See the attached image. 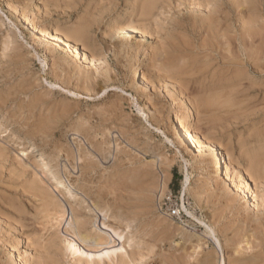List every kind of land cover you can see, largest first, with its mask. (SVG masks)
<instances>
[{
  "label": "rangeland",
  "instance_id": "374dc122",
  "mask_svg": "<svg viewBox=\"0 0 264 264\" xmlns=\"http://www.w3.org/2000/svg\"><path fill=\"white\" fill-rule=\"evenodd\" d=\"M36 1L0 0V152L3 153L0 154V264H8L10 245H14L18 252L17 264H37L38 259L40 264H77L64 250L60 241L62 235L48 244L49 232H43L45 247L43 254H39L26 240L37 236L30 235L31 228H22L23 224H32V219H40L41 193L47 197V192L55 188L51 175L57 171L75 187L72 195L64 192L62 186L58 187L61 194L55 193L62 203L66 207L71 206L75 216L78 219L83 216L86 223L93 219L94 206L104 210L108 206L105 223L111 228L116 227L130 245L124 242V238H115V245L110 246L119 249L124 245V250H117L111 258L104 257L103 262L95 259L98 264H218V258L224 259L225 264H264V148H260V144L264 147V0H241L242 3L240 0H217L223 7V11L221 6L220 10L225 20L218 26L220 30L215 39L193 31L191 24L198 26L199 18L189 10L193 7L182 5V0H161L145 22L146 27L137 26L135 22L140 17L142 5L148 0ZM201 10L204 11L203 19L206 9ZM21 12H25L33 24H39L40 29L69 38L79 48L80 60L74 62V56L60 46L52 47V44L36 40V34L20 20ZM186 16L187 20H184ZM187 24L191 27L186 28ZM114 26L130 32L133 30V35L118 34ZM211 47L216 51L212 52ZM55 57L61 61L57 63ZM138 64L142 69L141 77L148 83L144 90L143 86L140 89L137 88L139 85L136 86L140 82L134 72ZM82 76L89 78L88 83L81 81ZM132 82L135 85L131 87ZM66 90L74 92V95L66 93ZM185 102L189 109H185ZM184 109L189 110L186 111L188 122L198 137L214 144L219 153L227 155L225 159L232 162L231 167L241 169L242 176L249 183L248 189L256 197L254 205L247 206L245 200L224 183V178L214 176L212 181L216 182L206 183L207 179L198 176L199 162L192 157L191 151L187 154L182 149L176 130L175 117L181 111L184 113ZM33 143L53 156L50 155L52 166H47L46 159L40 161V154L38 157V153H29L28 147ZM18 150H25L29 156L21 155ZM33 159L44 168H32L31 165L34 167L36 164ZM162 168L169 174V182L160 196L158 186ZM186 178L189 179L187 182ZM51 185L53 187L49 188ZM196 187L200 196L193 193ZM184 188L185 193L182 194ZM80 193L82 200H74V194L80 196ZM133 207L136 209L131 210ZM197 220L215 230L221 249L209 240H202L204 245L196 249L195 238L188 243L182 239L179 227L198 236L204 235L205 228ZM167 224L169 226L165 229ZM17 228L19 231L15 230ZM89 228L87 224L85 229ZM33 229L39 231L41 228L34 225ZM25 232L27 236L23 235ZM122 240L124 243H120ZM103 248L102 252H105L108 246Z\"/></svg>",
  "mask_w": 264,
  "mask_h": 264
},
{
  "label": "bare ground",
  "instance_id": "6f19581e",
  "mask_svg": "<svg viewBox=\"0 0 264 264\" xmlns=\"http://www.w3.org/2000/svg\"><path fill=\"white\" fill-rule=\"evenodd\" d=\"M31 2H34V1H36V0H30ZM138 1H140V0H138ZM160 1L161 0H148L147 1V3L145 4V5H142V7H141V14H140V17L138 18V20L135 22V24L137 25V26H140V27H146V21L148 20V18L151 16V14L153 13V11L156 9V7H157V4H159L160 3ZM169 1V0H168ZM175 2H176V0H174ZM177 1H179L180 2V0H177ZM183 1V3H182V5L184 4V6L185 5H189V6H191V7H193L192 9H189L188 7V9L195 15V16H197V18H199L198 20H199V25L198 26H196L195 24H191V25H193V31H195L196 33H198V34H201V35H203V37H204V35L207 37V38H211V39H215V36H217V33L219 32V30H218V26L220 25V23L222 22V20L224 19L223 18V15H222V11H223V7H222V11L220 10V6H219V2H217V0L216 1H212V0H182ZM221 1V0H220ZM225 1V0H224ZM233 1V0H232ZM234 1H236L237 2V0H234ZM259 1V0H258ZM37 2V1H36ZM132 2V1H131ZM243 2V1H242ZM241 2V0L239 1V3H242ZM143 3V2H142ZM222 3V2H221ZM232 3V2H231ZM245 3V2H244ZM132 4H134V3H132ZM172 4V3H171ZM178 4V3H177ZM223 4V3H222ZM226 5H227V3H225ZM225 4H223V5H225ZM233 4H234V2H233ZM229 5V4H228ZM248 5H250V6H252V5H254L253 3H252V5L251 4H248ZM259 5V4H258ZM257 5V7H260V6H258ZM28 6H29V4H28ZM34 6V5H33ZM165 6H167L166 4H165ZM173 6V5H172ZM181 6V5H180ZM209 6H211V10H208V7ZM243 6V5H242ZM247 6V5H246ZM174 7V6H173ZM177 7H178V5H177ZM225 7V6H224ZM227 7H229V6H227ZM231 7V6H230ZM253 7V6H252ZM263 7H264V5H263ZM12 8V7H11ZM167 8V7H166ZM171 8V7H170ZM226 8V7H225ZM163 9V8H162ZM178 9V8H177ZM183 9H184V7H183ZM188 9H186L187 11H188ZM201 9H206L205 10V17L203 18V19H201L202 18V16H203V14H204V11L203 10H201ZM229 9V8H228ZM248 9V8H247ZM26 10V8L24 9V11ZM174 10V9H173ZM227 10V9H226ZM246 10V9H245ZM251 10V9H250ZM34 11V10H33ZM140 11V10H139ZM138 11V12H139ZM231 11V10H230ZM229 10L227 11V12H230ZM134 12V11H133ZM161 12V11H160ZM179 12H181L180 10H179ZM242 12V11H241ZM164 13V12H163ZM172 13V12H171ZM176 13V12H175ZM183 13V12H182ZM225 13V12H224ZM246 13V12H245ZM251 13V12H250ZM253 13V12H252ZM255 13V12H254ZM253 13V14H254ZM258 13V12H257ZM262 13V12H261ZM227 14V13H226ZM237 14H239V13H237ZM247 15H248V13H247ZM246 15V16H247ZM259 15V14H258ZM258 15H256V13H255V16H258ZM20 16H21V18H20V20L22 19V22H23V24L27 27V28H29L34 34H36L35 36H36V40L38 39L39 41H41V42H43L44 44H46V45H51L52 44V47H62L64 50H66V53L68 52V53H71L72 54V56H74V62H75V60L76 59H79V48H77L76 47V45L69 39V38H67V37H65V36H63V35H60L59 33H57L56 32V34H50V32H48V31H45V30H42V29H40L38 26H39V24L37 25V24H33L32 23V21H30V19L28 20V18H26V13L25 12H21V14H20ZM237 16V15H236ZM241 16H242V14H241ZM251 16H253L254 17V15H251ZM179 17V16H178ZM232 17V16H231ZM239 17H240V14H239ZM244 17V16H243ZM31 18V17H30ZM132 18V17H131ZM236 18V17H235ZM237 18H238V16H237ZM133 19H135V18H133ZM150 19H152V17L150 18ZM179 19V18H178ZM192 19V18H191ZM228 19V18H227ZM230 19V18H229ZM34 20V19H33ZM154 20V19H153ZM184 20H187V16H186V19H184ZM225 20V19H224ZM232 20V19H231ZM251 20V19H250ZM254 20H255V18H254ZM8 21V20H7ZM178 21V20H177ZM188 21H190V20H188ZM197 21V19L195 20V22ZM235 21V20H234ZM233 21V22H234ZM37 22V21H36ZM187 22V21H186ZM193 22V21H192ZM236 22V21H235ZM253 22V21H252ZM182 23H183V21H182ZM181 23V24H182ZM185 23V22H184ZM198 23V22H197ZM196 23V24H197ZM227 23H228V21H227ZM232 24V23H231ZM246 24V23H245ZM82 25V24H81ZM131 25V24H130ZM129 25V26H130ZM152 25V24H151ZM180 25V24H179ZM190 24H187V25H185L186 26V28H187V26H189ZM191 25H190V27H191ZM224 25H226V23L224 24ZM228 25V24H227ZM235 25V24H234ZM56 26H59V24L58 25H54V27L53 28H55ZM128 26V25H127ZM149 26H150V24H149ZM223 26V25H222ZM237 26V25H236ZM115 27V26H114ZM117 27V26H116ZM115 27V30H116V32L118 33V34H124V35H133V30H132V32H130L129 30H127V29H123V28H116ZM123 27H124V25H123ZM136 27V26H135ZM179 27V26H178ZM225 27V26H224ZM228 27H229V25H228ZM16 28V27H15ZM81 27H79V29H80ZM137 28V27H136ZM174 28H176V27H174ZM231 28V27H230ZM129 29V28H128ZM179 29V28H178ZM178 29H176V30H178ZM189 29V28H188ZM192 29V28H191ZM232 29V28H231ZM249 29V28H248ZM251 29V28H250ZM249 29V31H251ZM49 30V29H48ZM182 30V29H181ZM234 30V29H233ZM30 31V32H31ZM53 31V30H52ZM51 31V32H52ZM74 31V30H73ZM226 31V30H225ZM74 32H76V31H74ZM80 32V31H79ZM116 32H115V34H116ZM136 32V31H135ZM140 32V31H139ZM173 32H175V30L173 31ZM177 32V31H176ZM186 32V31H185ZM191 32V31H190ZM230 32H233V31H230ZM242 32V31H241ZM247 31H245V33H246ZM114 33V32H113ZM146 33V32H145ZM144 33V34H145ZM148 33V32H147ZM184 33V32H183ZM182 33V34H183ZM195 33V34H196ZM234 33H236V32H234ZM238 33V32H237ZM244 33V34H245ZM84 34H85V32H84ZM186 34H187V32H186ZM229 34V33H228ZM264 34V33H263ZM81 35V34H80ZM225 35V34H224ZM248 35H249V33H248ZM258 35V34H257ZM79 36V35H78ZM119 36V35H118ZM122 36V35H121ZM144 36V35H143ZM188 36H189V34H188ZM192 36H194V35H192ZM234 36H236V35H234ZM238 36V35H237ZM250 36V35H249ZM9 37V36H8ZM80 37V36H79ZM79 37L77 38L78 39V41H79ZM219 37V36H218ZM241 37V36H240ZM35 38V37H34ZM144 38V37H143ZM187 38V37H186ZM189 38V37H188ZM187 38V39H188ZM198 38H200L199 36H198ZM217 38V37H216ZM243 38V37H242ZM259 38V37H258ZM189 40V39H188ZM187 40V41H188ZM251 40H253V39H251ZM251 40H249V41H251ZM261 40V39H260ZM193 41V40H192ZM201 41V40H200ZM263 41V40H262ZM173 42V41H172ZM216 42V41H215ZM264 42V41H263ZM83 43H85V42H83ZM232 43V42H231ZM236 43H237V41H236ZM252 43V42H251ZM250 43V44H251ZM190 44V43H189ZM193 44V43H192ZM202 44V43H201ZM261 44H263V43H261ZM191 45V44H190ZM189 45V46H190ZM238 46H239V44H237ZM237 45H236V47H237ZM5 46V45H4ZM194 46V45H193ZM212 46V45H211ZM218 46V45H217ZM244 46V45H243ZM253 46V45H252ZM258 46V45H257ZM262 46H264V45H262ZM183 47V46H182ZM182 47H180V48H182ZM206 47V46H205ZM208 47V46H207ZM249 47V46H248ZM6 48V47H5ZM194 48V47H193ZM242 48V47H241ZM241 48H238V49H241ZM58 49V48H57ZM63 49H62V51H63ZM83 49V48H82ZM88 49V48H87ZM86 49V50H87ZM91 49H93V47L91 48ZM258 49V48H257ZM90 50V49H89ZM183 50H184V48H183ZM199 50V49H198ZM206 50V49H205ZM210 50L213 52V51H216V49H214L213 47H211L210 48ZM237 50V49H236ZM249 50V49H248ZM247 50V51H248ZM260 50H262V49H260ZM54 51V50H53ZM52 51V52H53ZM59 51V50H58ZM187 51V50H186ZM185 51V52H186ZM196 51V50H195ZM206 51H208V50H206ZM219 51V50H218ZM263 51V50H262ZM55 52V51H54ZM84 52V51H83ZM179 52V51H178ZM238 52V51H237ZM251 52V51H250ZM254 52H255V50H254ZM87 53V52H86ZM163 53V52H162ZM182 53H184V52H182ZM182 53H180L181 55H182ZM187 53H191V52H187ZM186 53V54H187ZM193 53V52H192ZM191 53V54H192ZM219 53V52H218ZM239 53H240V50H239ZM248 53V52H247ZM170 54V53H169ZM210 54V53H209ZM226 54V53H225ZM167 55V54H166ZM185 55V54H184ZM241 55V54H240ZM86 56V55H85ZM219 56V55H218ZM239 56V55H238ZM250 56V55H249ZM214 57V56H213ZM235 57V56H234ZM57 57H55V59H56ZM61 58H63V57H61ZM220 58V57H219ZM255 58V57H254ZM12 59H14V57L12 58ZM97 59V58H96ZM199 59V58H198ZM227 59V58H226ZM239 59V58H238ZM251 59V58H250ZM56 60H58V62L57 63H59L60 61H61V59H60V61H59V59L57 58ZM80 60V59H79ZM92 60V59H91ZM212 60V59H211ZM20 61V60H19ZM90 61V60H89ZM88 61V62H89ZM93 61V60H92ZM97 60H94L93 62H96ZM207 61V60H206ZM55 62V61H54ZM86 62H87V60H86ZM75 64V63H74ZM202 63H200V66H203V65H201ZM206 64V63H205ZM253 64V63H252ZM193 65H194V63H193ZM141 65L140 64H138V66L136 67V69H135V71L134 70H132V72L134 71L135 72V75L138 77V78H140V82H139V84H136V86L137 85H139V87H137L138 89H140V86H143V90L144 89H147V88H144V86H148L147 84L148 83H146L145 81H144V79L141 77V71H142V69H141V67H140ZM195 66V65H194ZM195 67H197V65L195 66ZM227 67V66H226ZM230 67V66H229ZM238 67V66H237ZM133 68H135V66L133 67ZM99 69V68H98ZM232 71V70H231ZM64 72V71H63ZM69 72V71H68ZM196 72V71H195ZM67 73V72H66ZM69 74V73H68ZM73 74V73H72ZM71 74V75H72ZM84 74V73H83ZM213 74V73H212ZM230 74V73H229ZM80 75V74H79ZM90 75V74H89ZM92 75H94V74H92ZM107 75V74H106ZM109 75V74H108ZM56 76V75H55ZM76 76H78V75H76ZM95 76V75H94ZM102 76V75H101ZM105 76V75H104ZM104 76H102V78L104 77ZM134 76V75H133ZM58 77V76H57ZM66 77V76H65ZM81 77V76H80ZM83 77V76H82ZM97 77V76H96ZM106 77H108V76H106ZM74 78H76V77H74ZM95 78V77H94ZM105 78V77H104ZM133 79H134V77H132ZM137 78V79H138ZM234 78V77H233ZM80 79V78H79ZM78 79V80H79ZM97 79H98V77H97ZM108 79H110L109 77H108ZM131 79V78H130ZM129 79V80H130ZM82 80H84L85 82H87L88 83V81H89V78L87 77V76H85V77H83V78H81V81ZM91 80V79H90ZM112 80V79H111ZM132 80V79H131ZM80 81V80H79ZM92 81V80H91ZM90 81V82H91ZM106 81V80H105ZM105 81H103V82H105ZM139 81V80H138ZM229 82V81H228ZM239 82V81H238ZM78 83V82H77ZM80 83V82H79ZM78 83V84H79ZM106 83V82H105ZM134 83H136V81L134 82ZM133 82H132V85H131V87L133 86V84H134ZM150 83V82H149ZM168 83V82H167ZM219 83V82H218ZM235 84V83H234ZM51 85V84H50ZM135 85V84H134ZM135 86V87H136ZM167 86V85H166ZM238 86V85H237ZM80 87V86H79ZM134 87V88H135ZM161 87V86H160ZM172 87V86H171ZM182 87V86H181ZM20 88V87H19ZM142 88V87H141ZM163 88V87H162ZM170 88V87H169ZM174 88H176V87H174ZM95 89V88H94ZM133 89V88H132ZM136 89V88H135ZM105 90V89H104ZM169 91H170V89H168ZM174 90V89H173ZM177 91V90H176ZM175 91V92H176ZM203 91V90H202ZM87 92V91H86ZM170 92H172V91H170ZM174 92V93H175ZM66 93H68V94H71V96L72 95H74V92L72 93V92H70V91H67L66 90ZM177 93V92H176ZM141 95H142V93H141ZM148 95V94H147ZM221 95V94H220ZM178 96V95H177ZM183 97V96H182ZM181 97V98H182ZM186 98V97H185ZM204 98V97H203ZM226 98V97H225ZM147 99V98H146ZM187 99V98H186ZM150 100V99H149ZM203 100V99H202ZM137 101V100H136ZM135 101V102H136ZM151 101V100H150ZM181 101V100H180ZM224 101V100H223ZM6 102V101H5ZM23 102V101H22ZM182 102V101H181ZM184 102V101H183ZM1 103V102H0ZM20 103V102H19ZM18 103V104H19ZM149 103V102H148ZM186 103V102H185ZM198 103V102H197ZM2 104H3V102H2ZM17 104V103H16ZM202 104V103H201ZM217 104V103H216ZM225 104V103H224ZM228 104V103H227ZM137 105V104H136ZM185 105V104H184ZM189 105V104H188ZM233 105V104H232ZM183 106V105H182ZM225 107V106H224ZM18 108V107H17ZM16 108V109H17ZM150 108V107H149ZM184 108V107H183ZM182 108V109H183ZM186 108H188L187 107V103H186V105H185V109ZM63 109V108H62ZM113 109V108H112ZM184 109V110H185ZM189 109V108H188ZM35 110V109H34ZM181 110V109H180ZM108 111V110H107ZM157 111V110H156ZM186 111H189V110H185V112L183 113L182 111V113L180 112V114L178 115V113H177V115H176V117H175V122H176V130H177V133H178V135H180V144L181 145H183V147H182V149L184 148V150L187 152V151H191V153H192V157H196L197 158V160H198V162H199V168H198V176H200L203 180L204 179H207L208 180V182H206V183H213V182H216V181H212V179H213V177L214 176H218V177H221V178H224L223 179V181H224V183H227L228 185H230L231 186V188H232V190L235 192V194L236 195H238V197H241V199H243V200H245V202H246V205L247 206H251V205H254V203H255V201H256V197L255 196H253V191L251 192L249 189H248V182L244 179V177L242 176L243 174L241 173L242 171H240L237 167H236V169H234L233 167H231L232 165L230 164V162H229V160H226L225 159V157L227 156V155H225V154H222V153H219V151L216 149V148H214V144L213 145H211L210 143H208V142H206L204 139H200L199 137H198V134H197V131H193V129H192V127L189 125V122H188V116H187V113H186ZM17 113V112H16ZM190 113V112H189ZM2 114V113H1ZM41 114V113H40ZM55 114V113H54ZM144 113H142V115H143ZM159 114V113H158ZM34 115V114H33ZM42 115V114H41ZM153 115V114H152ZM11 116V115H10ZM28 116V115H27ZM39 116V115H38ZM154 116H155V114H154ZM42 117V116H41ZM46 117L47 116H45V120H46ZM56 117V116H55ZM146 118H147V116H146ZM159 118V117H158ZM155 119V118H154ZM24 120H25V118H24ZM119 120V119H118ZM19 121V120H18ZM43 121V120H42ZM52 121V120H51ZM32 122V121H31ZM106 122V121H105ZM153 122V121H152ZM46 123V122H45ZM122 123V122H121ZM127 123V122H126ZM129 123V122H128ZM41 124V123H40ZM49 124V123H48ZM52 124V123H51ZM51 124H49V125H51ZM97 124V123H96ZM124 124V123H123ZM89 126V125H88ZM193 126V125H192ZM36 128V127H35ZM34 128V129H35ZM7 129V128H6ZM106 129H108V128H106ZM105 129V130H106ZM158 131H160V129L159 128H156ZM3 130H5V129H3ZM253 130V129H252ZM8 131V130H7ZM3 132V131H2ZM9 132V131H8ZM106 132H107V130H106ZM108 132H109V130H108ZM10 133V132H9ZM46 133V132H45ZM104 133V132H103ZM123 133V132H122ZM176 133V134H177ZM198 133H199V131H198ZM4 134V133H3ZM83 134V133H82ZM97 134V133H96ZM200 134V133H199ZM254 134V133H253ZM263 134V133H262ZM7 135V134H6ZM6 135H5V137H6ZM44 136V135H43ZM91 136H93V135H91ZM110 136V135H109ZM108 136V137H109ZM264 136V135H263ZM179 137V136H178ZM258 137V136H257ZM35 138V137H34ZM102 138V137H101ZM113 138V137H112ZM203 138V137H202ZM260 138V137H259ZM263 138V137H262ZM179 139V138H178ZM132 140V139H131ZM207 140V139H206ZM258 140H260V139H258ZM1 141V140H0ZM263 141H264V138H263ZM96 142V141H95ZM261 142V141H260ZM18 143V142H17ZM92 143V142H91ZM108 143H111V141L110 142H108ZM119 143V142H118ZM132 143V142H131ZM257 142H255V144H256ZM23 144V143H22ZM36 144V143H35ZM102 144V143H101ZM4 145H6V144H4ZM26 145V144H25ZM31 145V144H30ZM100 145V144H99ZM104 145V144H103ZM7 146V145H6ZM27 146V145H26ZM39 147H40V145H38ZM38 146H36V145H34V143H33V145H31V147H28V148H30V150H29V153H38V157H39V154H40V161L41 160H47V166H52V163H53V160H52V158H51V154H48V152L46 153L45 152V149H44V151L42 150V149H40ZM114 146V145H113ZM116 146V145H115ZM19 147V146H18ZM21 147V146H20ZM24 148H25V146H23ZM78 147V146H77ZM107 147H108V145H107ZM118 146H116V148H117ZM101 148V147H100ZM119 148V147H118ZM137 148V147H136ZM256 148H258V147H256ZM260 148H264V147H261V144H260ZM60 149V148H59ZM96 149V148H95ZM104 148H102V150H103ZM106 149V148H105ZM107 150V149H106ZM105 150V151H106ZM114 150V149H113ZM255 150V149H254ZM260 150V149H259ZM19 151V150H18ZM17 151V152H18ZM101 151V150H100ZM112 151V150H111ZM110 151V152H111ZM116 151V150H115ZM121 151V150H120ZM252 151V150H251ZM20 153H21V155H23V156H29V153L27 152L26 153V151L24 150H21V151H19ZM5 153H6V151H5ZM19 153V154H20ZM107 153V152H106ZM129 153V152H128ZM0 154H3L2 152H0ZM109 154V153H108ZM111 154V153H110ZM109 154V155H110ZM187 154H188V152H187ZM51 155V156H50ZM189 155H190V152H189ZM258 155V154H257ZM263 155V154H262ZM22 156V157H23ZM259 156V155H258ZM20 159H21V157L20 156H18ZM17 157V158H18ZM53 157V156H52ZM180 157L182 158V160H183V162L185 163V165H188L189 163L184 159V157H183V155L182 154H180ZM33 158V157H32ZM108 158V157H107ZM116 158V157H115ZM5 159V158H4ZM54 159V158H53ZM252 159V158H251ZM250 159V160H251ZM2 160V159H1ZM11 160V159H10ZM27 160H31V159H27ZM34 160V159H33ZM45 160V161H46ZM82 160V159H81ZM107 160V159H106ZM163 160V159H162ZM253 160V159H252ZM7 161V160H6ZM20 161V160H19ZM35 161V160H34ZM33 161V162H34ZM70 161V160H69ZM87 161V160H86ZM154 161V166L156 165V162H155V160H153ZM165 161V160H164ZM197 162V163H198ZM253 162V161H252ZM21 163V162H20ZM35 163H36V161H35ZM151 163V162H150ZM162 163V162H161ZM196 163V162H195ZM232 163V162H231ZM255 163V162H254ZM257 163V162H256ZM18 164H19V162H18ZM41 164V163H40ZM45 164H46V162H45ZM16 165V164H15ZM25 165H27L28 166V164L26 163ZM30 165V164H29ZM42 165V164H41ZM95 165V164H94ZM190 165H192V164H190ZM189 165V166H190ZM239 165V164H238ZM21 166V165H20ZM32 166V168H38V169H41V167H43V166H40L39 167V165H38V163H36V164H34V167H33V164L31 165ZM30 166V167H31ZM18 167V166H17ZM25 167V166H24ZM53 167H54V165H53ZM151 167V166H150ZM240 167V166H239ZM254 167V166H253ZM255 167H257V166H255ZM262 167V166H261ZM44 168V167H43ZM46 168V167H45ZM137 168V167H136ZM161 168V167H160ZM159 168V169H160ZM252 168V167H251ZM20 169V168H19ZM48 169V168H47ZM154 169H156V168H154ZM258 169V168H257ZM261 169V168H260ZM42 170V169H41ZM45 170V169H44ZM52 169L50 168V171H51ZM136 170V169H135ZM162 170H163V168H162ZM253 170H255V169H253ZM33 171H34V169H33ZM49 171V172H50ZM56 171H57V169H56ZM43 172V171H42ZM41 172V173H42ZM161 171L159 170V172H158V174L160 173ZM166 172H167V170H166ZM251 172H252V169H251ZM4 173V172H3ZM46 173H48L47 171H46ZM50 173H54L53 171L52 172H50ZM125 173V172H124ZM128 173V172H127ZM36 174V173H35ZM44 174V173H43ZM121 174V173H120ZM123 174V173H122ZM141 174V173H140ZM154 174V173H153ZM157 174V175H158ZM234 174V175H233ZM263 174V173H262ZM262 174H260V175H262ZM37 175H38V172H37ZM40 175V174H39ZM39 175H38V177H39ZM45 175V174H44ZM43 175V176H44ZM49 175V174H48ZM115 175V174H114ZM149 175V174H148ZM152 175V174H151ZM231 175H233V177L231 176ZM145 176V175H144ZM159 176V175H158ZM258 176V175H257ZM263 176V175H262ZM33 177V176H32ZM38 177H36V178H38ZM65 177V176H64ZM63 177V175H61L60 176V174L58 173V171L56 172V173H54V174H52L51 175V178H52V180L54 181V189H52V190H50V192L48 193L47 192V197H44L43 196V194L41 193V201H42V205H41V211H40V219H35V220H33L32 219V224L31 223H29L28 225H25V224H23L22 225V228H31V231H30V235H32V237H34V236H37V238L35 239H32V240H30V239H27L26 237H24V238H26V240L28 241V243H31L32 244V247H34V249L39 253V254H43V248L45 247L44 245L45 244H43V242H45L44 241V239H43V232H49V234H48V236H47V238H48V244H50V242L53 240V238H56L57 239V237H59V235H62V239L60 240L61 241V243H62V245H63V248H64V250L72 257V258H74L73 260H74V262L76 261V263L77 264H82V262H84L85 264H98L97 262H95V259L96 260H99V261H101V262H103V258L104 257H107V258H111V256L113 255H115L116 254V252H117V250H119V251H122V250H124V245L123 246H119L120 248L118 249V247H117V249H115L116 248V246H110V245H113L114 243H115V241H116V239L115 238H117V239H125L124 240V242L126 241V237H124L119 231H117V229H116V227H114L113 226V228H111V227H109L105 222V216H106V213H107V209H109V207L108 206H106L107 207V209L106 210H104V208L103 209H99L98 207H93L92 209V211H93V213H94V216H93V219L89 222V223H86L87 221H84V220H82V218L84 219V217L82 216V218L80 217V219H78L76 216H75V213H74V210L71 208V206H65L63 203H62V201L57 197L58 195H56V193L55 192H57V193H60L61 194V190H59L58 189V187H63V191L64 192H70L71 193V191L73 192V191H75V187H73L74 185H71V183H70V181H68V180H66L65 178ZM128 177V176H127ZM149 177V176H148ZM249 177V176H248ZM254 177V176H253ZM45 178V177H44ZM50 178V177H49ZM256 178H258L259 179V176L258 177H256ZM256 178H255V180H256ZM261 178V177H260ZM46 179H48V178H46ZM68 179V178H67ZM111 179V178H110ZM215 179V178H214ZM253 179V178H252ZM10 180V179H9ZM36 180H38V179H36ZM43 180V179H42ZM189 179L188 178H186V180H185V182H187ZM250 180V179H249ZM262 180H263V178H262ZM23 181V180H22ZM253 181V180H252ZM251 181V182H252ZM257 181V180H256ZM36 182V181H35ZM43 182V181H42ZM41 182V183H42ZM50 182V181H49ZM155 182V181H154ZM158 182V181H157ZM168 182H169V174H167V173H165L164 172V170H163V173L161 172L160 173V178H159V194H160V196L164 193V191L167 189V185H168ZM16 183V182H15ZM44 183V182H43ZM147 183V182H146ZM53 184V183H52ZM50 185V184H49ZM48 185V186H49ZM156 185H158V184H156ZM254 185H255V183H254ZM262 185V184H261ZM115 186V185H114ZM117 186V185H116ZM129 186V185H128ZM256 186H258V185H256ZM51 187H53V185H51L49 188H51ZM120 187V186H119ZM198 187V186H197ZM196 187V189H193V193L195 194V195H199V192H197V190H198V188ZM259 187V186H258ZM109 188V187H108ZM131 188V187H130ZM224 188V187H223ZM113 189V188H112ZM41 190L43 191V189L41 188ZM111 190V189H110ZM117 190V189H116ZM126 190V189H125ZM190 190V189H189ZM214 190V189H213ZM62 191V192H63ZM120 191V190H119ZM148 191V190H147ZM187 191H188V189H187ZM211 191H212V189H211ZM215 191H217V189L215 190ZM191 192H192V190H191ZM207 192H208V190H207ZM75 193V192H74ZM79 193V192H78ZM112 193V192H111ZM128 193V192H127ZM135 193V192H134ZM183 193H185V188H184V190H183V192H182V194ZM189 193H190V191H189ZM221 193V192H220ZM59 194V195H60ZM73 193H71V195H72ZM137 194V196H139L138 195V193H136ZM192 194V193H191ZM212 194V193H211ZM214 194H215V192H214ZM223 194V193H222ZM30 195V194H29ZM63 195V194H62ZM131 195V194H130ZM134 196V195H133ZM136 196V195H135ZM159 196V197H160ZM192 196H193V194H192ZM197 196H195V197H197ZM200 196V195H199ZM28 197V196H27ZM30 197V196H29ZM31 197H32V195H31ZM70 197V196H69ZM83 197V196H82ZM114 197H116V196H114ZM121 197V196H120ZM130 197H132V196H130ZM143 197V196H142ZM147 197H148V195H147ZM220 197V196H219ZM225 197V196H224ZM81 198V193H80V196L78 195V194H74V200H78V199H80ZM122 198H123V196H122ZM125 198V197H124ZM228 198V197H227ZM232 198H233V196H232ZM231 198V199H232ZM66 198H64V200H65ZM110 199V198H109ZM116 199V198H115ZM114 199V200H115ZM120 199V198H119ZM194 199V198H193ZM198 199V198H197ZM33 200V199H32ZM70 200V199H69ZM74 200H73V203H74ZM81 200H82V198H81ZM107 200V199H106ZM112 200V199H111ZM110 200V201H111ZM122 200H124V199H122ZM140 200V199H139ZM195 200H196V198H195ZM103 201V200H102ZM104 201H105V199H104ZM108 201V200H107ZM131 201V200H130ZM133 201H134V199H133ZM234 201V200H233ZM238 201V200H237ZM13 202H15V201H13ZM32 202V201H31ZM37 202L38 201H36V204H37ZM70 202V201H69ZM113 202V201H112ZM115 202V201H114ZM122 202V201H121ZM128 202H129V200H128ZM139 202V201H138ZM141 202V201H140ZM142 202H143V200H142ZM206 202V201H205ZM30 203V202H29ZM35 203V202H34ZM93 203V202H92ZM91 203V204H92ZM120 203V202H119ZM125 203V202H124ZM145 203H147V202H145ZM149 203V202H148ZM244 203V202H243ZM14 204H16V202L14 203ZM13 204V205H14ZM68 204V203H67ZM70 204V203H69ZM78 204V203H77ZM80 204V203H79ZM105 204V203H104ZM118 204V203H117ZM132 204V203H131ZM135 204V203H134ZM225 204V203H224ZM12 205V204H11ZM84 205H85V202H84ZM94 205V204H93ZM103 205V204H102ZM101 205V206H102ZM120 205V204H119ZM118 205V206H119ZM130 205V204H129ZM148 205V204H147ZM232 205V204H231ZM234 205V204H233ZM16 206V205H15ZM30 206H32V205H30ZM87 206V205H86ZM90 206V205H89ZM111 206V205H110ZM114 206V205H113ZM12 207V206H11ZM18 207H19V205H18ZM21 207V206H20ZM78 207V206H77ZM76 207V208H77ZM102 207H104V206H102ZM143 207V206H142ZM36 208V207H35ZM84 208V207H83ZM115 208H116V203H115ZM125 208H127V207H125ZM125 208H124V210H125ZM130 208V207H129ZM136 208H137V206H136ZM135 208V209H136ZM141 208V207H140ZM143 208H150V207H143ZM15 209V208H14ZM25 209V208H24ZM75 209V208H74ZM85 209H87V208H85ZM89 209V208H88ZM134 209V207L131 209V210H133ZM134 209V210H135ZM151 209V208H150ZM78 210V209H77ZM122 210V209H121ZM126 210H129V209H126ZM130 210V211H131ZM22 211V210H21ZM38 211V210H37ZM89 211V210H88ZM24 212V211H23ZM34 212V211H33ZM76 212V211H75ZM81 212V211H80ZM79 212V213H80ZM109 212V211H108ZM117 212V211H116ZM119 212V211H118ZM134 212V211H133ZM141 212V211H140ZM145 212V211H144ZM2 213V212H1ZM28 213V212H27ZM31 213V212H30ZM91 213V212H90ZM110 213V212H109ZM217 213V212H216ZM2 214H4V213H2ZM15 214V213H14ZM29 214V213H28ZM124 214V213H123ZM137 214V213H136ZM144 214V213H143ZM146 214V213H145ZM149 214V213H148ZM21 215V214H20ZM23 215V214H22ZM110 215V214H109ZM108 215V216H109ZM114 214H112V216H113ZM129 215V214H128ZM127 215V216H128ZM140 215V214H139ZM141 215H142V213H141ZM5 216H6V213H5ZM10 216V215H9ZM9 216H8V218H9ZM31 216V215H30ZM130 216V215H129ZM132 216H133V213H132ZM143 216V215H142ZM142 216H140L141 218H142ZM148 216V215H147ZM2 217V216H1ZM12 217V216H11ZM20 217V216H19ZM35 217V216H34ZM37 217V216H36ZM38 217V218H39ZM115 217V216H114ZM122 217V216H121ZM120 217V218H121ZM126 217V216H125ZM256 217V216H255ZM13 218V217H12ZM119 218V217H118ZM126 218H128V217H126ZM125 218V219H126ZM131 218V217H130ZM133 218V217H132ZM146 218V217H145ZM247 218V217H246ZM2 219V218H1ZM11 219V218H10ZM17 219V218H16ZM24 219V218H23ZM26 219V218H25ZM89 219V218H88ZM107 219H108V217H107ZM136 219V218H135ZM134 219V220H135ZM138 219V218H137ZM144 219V218H143ZM252 219V218H251ZM86 220V219H85ZM108 220H110V218L108 219ZM113 220V219H112ZM117 220V219H116ZM121 220H123V219H121ZM140 220H142V219H140ZM139 220V222H142V221H140ZM256 220V219H255ZM258 220V219H257ZM18 221V220H17ZM120 220H118V222H119ZM126 221H129L128 219L126 220ZM130 221H131V219H130ZM133 221V220H132ZM198 221V220H197ZM251 221V220H250ZM262 221H263V219H262ZM261 221V222H262ZM26 222V221H25ZM30 222V221H29ZM113 222V221H112ZM137 222H138V220H137ZM162 222V221H161ZM200 224H202L203 226H204V228H205V232H204V235H202V236H198V235H196V234H193V233H190L187 229H184L183 227H179V230H177V231H179V234L181 235V237H182V239L184 238V240H185V242L187 241V243H188V241L190 240V239H192V238H195V240H196V242H197V245H196V249H197V247H199V246H203L204 245V243H202L201 241L202 240H209L210 242H212V244L214 245V244H216V246L217 247H219L220 249H221V246H220V240H218L217 239V236L215 235L216 233H215V230H213V228L211 227V226H209V225H207V224H205V223H203L202 221H198ZM239 222V221H238ZM4 223H6V222H4ZM20 223V222H19ZM22 223H23V221H22ZM121 223H122V221H121ZM124 224L126 223V222H123ZM135 223V222H134ZM143 223V222H142ZM166 223H168V222H166ZM165 223V224H166ZM264 223V222H263ZM9 224H11V225H13L12 223H9ZM87 224L88 225H90V228H89V230L88 229H85L86 227H87ZM118 224V223H117ZM138 224V223H137ZM230 224V223H229ZM4 225V224H3ZM3 225L1 224V226L3 227ZM37 226V227H40L41 229L38 231V230H36V229H33V226ZM121 225V224H120ZM135 225V224H134ZM142 224H139V226H141ZM163 225V224H162ZM259 225V224H258ZM127 226V228H128V224L126 225ZM132 227H133V225H131ZM167 226H169L168 224L166 225V226H164L165 227V229H166V227ZM230 226V225H229ZM1 227V228H2ZM6 227V226H5ZM14 227V226H13ZM136 227V226H135ZM142 227V226H141ZM241 227V226H240ZM247 227V226H246ZM115 228V229H114ZM120 228H121V226H120ZM126 228V227H125ZM130 228V227H129ZM134 228V227H133ZM139 228V227H138ZM170 228V227H169ZM236 228H238V227H236ZM19 228H17V229H15V230H18ZM63 229H64V231H63ZM136 229V228H135ZM178 229V228H177ZM239 229V228H238ZM237 229V230H238ZM28 230V229H27ZM60 230H62V232H60ZM130 230V229H129ZM128 230V231H129ZM132 230V229H131ZM137 230V229H136ZM135 230V231H136ZM141 230H142V228H141ZM226 230V229H225ZM230 230V229H229ZM241 230V229H240ZM7 231V230H6ZM11 231V230H10ZM19 231V230H18ZM51 231H53L52 232V234H50V232ZM135 231H133V232H135ZM138 231V230H137ZM217 231V230H216ZM223 231V230H222ZM4 232V231H3ZM123 232V231H122ZM125 232V231H124ZM132 232V233H133ZM142 232L143 231H141V233H140V235L142 234ZM236 232V231H235ZM7 233V232H6ZM15 233V232H14ZM45 233V234H46ZM136 233V232H135ZM145 233V232H144ZM253 233V232H252ZM16 235H17V233H15ZM129 234H131V233H129ZM138 235H139V231H138V233H137ZM5 235V234H4ZM8 235V234H7ZM23 235H26V232H25V234H23ZM127 235H128V233H127ZM138 235L137 236H135V237H138ZM164 235V234H163ZM175 235V234H174ZM173 235V236H174ZM251 235V234H250ZM258 235V234H257ZM3 236V235H2ZM27 236V235H26ZM126 236V235H125ZM142 236V235H141ZM143 236H145V235H143ZM179 236V235H178ZM17 237V236H16ZM18 237H20V235L18 236ZM17 237V238H18ZM29 237V236H28ZM31 237V236H30ZM129 237H131V236H129ZM128 237V238H129ZM140 237V236H139ZM138 237V238H139ZM170 237V236H169ZM225 237V236H224ZM242 237V236H241ZM23 238V237H22ZM127 238V239H128ZM132 239L134 238V237H131ZM130 238V239H131ZM143 238V237H142ZM172 238V237H171ZM20 239V238H19ZM46 239V238H45ZM233 239V238H232ZM253 239V238H252ZM26 240H24L23 239V242L25 241L26 242ZM140 240H142V239H140ZM157 240V239H156ZM231 240V239H230ZM15 241V240H14ZM118 242H119V240H117ZM132 241V240H131ZM137 241V240H136ZM143 241V240H142ZM163 241V240H162ZM171 241V240H170ZM242 241V240H241ZM254 241V240H253ZM123 242V240L120 242V243H122ZM123 242V243H124ZM127 242V241H126ZM129 242H130V240H129ZM139 242V241H138ZM195 242V243H196ZM20 243H21V241H20ZM60 243V244H61ZM135 243V242H134ZM140 243H142V242H140ZM163 243V242H162ZM207 243V242H206ZM228 243V242H227ZM235 243V242H234ZM12 244V243H11ZM16 244V243H15ZM127 244H128V242H127ZM132 245H133V243H131ZM139 244V243H138ZM237 244V243H236ZM235 244V245H236ZM18 245V244H17ZM115 245V244H114ZM117 245V244H116ZM119 245H121V244H119ZM129 245V244H128ZM134 245H137V244H134ZM8 246H9V244H8ZM107 247L108 246V248H106L107 249V251H105V252H102V251H104V248L103 247ZM118 246V245H117ZM130 246V245H129ZM153 246V245H152ZM238 246V245H237ZM28 247V246H27ZM115 247V248H114ZM127 248H129L128 246H126ZM125 247V248H126ZM133 247V246H132ZM178 247V246H177ZM205 247V246H204ZM16 247L14 246V245H10V254H8L9 256H8V264H17V262H18V256H17V250L15 249ZM56 248V247H55ZM103 248V249H102ZM199 249V248H198ZM202 249H203V247H202ZM201 249V250H202ZM215 249V247L213 248V250ZM58 250V249H57ZM131 250H133V249H131ZM163 250V249H162ZM60 251V250H59ZM136 251V250H135ZM209 251V250H208ZM215 253L217 254V250L215 249ZM27 252V251H26ZM125 252V251H124ZM140 252V251H139ZM213 252V251H212ZM28 253V252H27ZM127 253V252H126ZM119 254V253H118ZM19 255H21V253L19 254ZM45 255V254H44ZM62 255V254H61ZM120 255V254H119ZM127 255V254H126ZM134 255V254H133ZM140 255V254H139ZM139 255H137V256H139ZM152 255V254H151ZM171 255V254H170ZM211 255V254H210ZM46 256V255H45ZM69 256V257H70ZM174 256V255H173ZM216 256V255H215ZM221 256V255H220ZM7 257V256H6ZM23 257V256H22ZM40 257H41V255H40ZM54 257V256H53ZM117 257V256H116ZM258 257V256H257ZM20 258V257H19ZM25 257H23V259H24ZM66 258V257H65ZM119 258V257H118ZM134 258V257H133ZM166 258V257H165ZM218 258V257H217ZM18 259V260H17ZM121 259V258H120ZM138 259V258H137ZM142 259V258H141ZM175 259V258H174ZM22 260V259H21ZM64 260V259H63ZM128 260V259H127ZM156 260V259H155ZM164 260V259H163ZM172 260V259H171ZM204 260H206V259H204ZM210 260V259H209ZM247 260V259H246ZM29 261V260H28ZM27 261V262H28ZM36 261V260H35ZM40 261L41 260H39L38 259V262H37V264H40ZM46 261V260H45ZM57 261V260H56ZM110 261V260H109ZM113 261V260H112ZM111 261V262H112ZM119 261V260H118ZM160 261H162V260H160ZM181 261V260H180ZM218 264H225V261H224V259H221V260H219V258H218ZM26 262V261H25ZM26 262V263H27ZM164 262V261H163ZM176 262V261H175ZM185 262V261H184ZM201 262V261H200ZM203 262V261H202ZM213 262H214V260H213ZM19 263V262H18ZM22 263V262H21ZM20 263V264H21ZM33 263V262H32ZM55 263V262H54ZM58 263V262H57ZM116 263H117V260H116ZM165 264H166V262H164ZM187 263V262H186ZM42 264V263H41ZM120 264V263H119ZM159 264V263H158ZM162 264V263H161ZM177 264V263H176Z\"/></svg>",
  "mask_w": 264,
  "mask_h": 264
}]
</instances>
